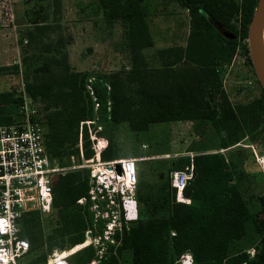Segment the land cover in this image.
I'll return each instance as SVG.
<instances>
[{
    "label": "trees",
    "instance_id": "16d2710c",
    "mask_svg": "<svg viewBox=\"0 0 264 264\" xmlns=\"http://www.w3.org/2000/svg\"><path fill=\"white\" fill-rule=\"evenodd\" d=\"M175 1L187 10L188 31L183 45L158 50L163 58L159 65H149L143 55V49L153 45V36L142 0H97L105 21L119 18L125 22L130 65L90 74L72 69L63 50L59 56L38 54L40 60L25 81L24 91L39 102L43 146L50 160L60 166L67 164L71 154H79L77 145L73 146L79 121L84 130L82 157L92 155L86 119L90 120L89 127L95 128V142L101 145L105 139L99 151L101 161L117 157L112 130L121 123L138 141L144 140L139 132H146L152 124L188 120L195 131L208 137L205 144L195 148L216 149L198 151L191 157L181 153L162 162L164 170L157 175L165 171L171 188L159 200L166 213L154 214L153 201L144 210L139 207L127 229L122 223L117 254L130 248L133 264H171L185 250L191 252L190 264H264V196L242 192L240 181L246 179V172L228 154L230 148H239L242 139L254 138L264 131V92L259 86L258 95L231 102L220 75L234 54L237 39L246 38L257 0ZM59 12L60 1L54 0L52 14L57 16ZM31 13L37 16L38 8L31 9ZM32 23L20 34L24 32L30 44L52 26L51 21ZM90 75L93 94L85 86ZM21 101V94L13 90L0 91V123L13 120ZM222 148L225 151H219ZM190 160L193 174L182 189L183 197L189 201H175L169 173L183 169ZM88 170L69 169L54 177L51 211L57 209L62 222L51 226L46 234L44 215L37 210L22 214L19 235L27 241L28 248L18 264H45L51 240L58 246L82 240L83 217L75 201L85 195ZM136 173L139 192L143 178L137 166ZM71 250L67 264H89L91 245ZM116 263L115 254L107 253L96 264Z\"/></svg>",
    "mask_w": 264,
    "mask_h": 264
},
{
    "label": "rangeland",
    "instance_id": "374dc122",
    "mask_svg": "<svg viewBox=\"0 0 264 264\" xmlns=\"http://www.w3.org/2000/svg\"><path fill=\"white\" fill-rule=\"evenodd\" d=\"M59 1L60 12L56 14L57 16H53L52 7L54 0H0L2 22L7 24V26L15 21L17 23L20 22L15 35L12 34V31L7 26L5 32H3L4 34L0 35V91L13 90L15 94L24 92L25 81L31 77L32 68L40 60L38 54H56L59 56V51L63 50L66 54V61L72 69L86 70L90 74L127 68L130 65L125 22L119 18L109 22L105 21L97 0ZM35 8H38L39 14L32 16L31 9ZM142 8L150 33L154 38L153 45L143 49V55L149 65H159L163 58L159 56L158 50L166 44L173 42L174 39H181L182 41L184 37L186 38L188 31L187 10L175 0H142ZM34 21H51L52 26L36 43L30 44L25 39V33L23 32L22 36L20 34L26 27L30 28ZM233 55L234 58H231L227 64L223 65V71L228 70L224 78V84L231 98L248 99L258 95L260 83L250 62L247 38L237 39ZM92 81V75H90L85 85L90 94H93ZM92 98L95 100V97ZM40 105L42 104L40 103ZM96 125L98 124H95L94 127ZM79 128L80 121L78 123L77 142L74 143V147H76L79 137L81 145L84 141V138H81V135H79ZM93 129L90 128L87 131L89 147ZM138 135L144 138V140L136 141L133 138L132 132L123 123L114 126L112 130V137L114 142H116L113 148L117 151V157L114 159L134 157L136 177V166L141 170L143 185L139 192L136 180L134 188L130 190L126 189L127 187L122 179L114 175L112 180L113 191L109 192L108 197L95 201L94 203L97 205L93 206L94 203L89 197H86L82 202L75 201L76 209L83 217V238L76 243L68 245L65 243L64 246L55 245L52 243L53 240H51L49 250L46 251L45 264L46 259L51 255H56L61 251H67L74 247L75 250H78L80 248L78 244L86 239L84 236L86 229L91 228L93 235L96 232L97 234L98 232H101L102 235L105 234L102 221H99V226H95V230L92 228V213L96 209L99 211L107 210L115 214V216L117 215V218L124 220L126 229L130 226L131 220L137 217L139 207L142 210L146 209L150 201L155 203L152 206L154 214H165L166 212L161 207L159 200H161L160 197L166 192V189L168 188L169 190L171 188H169L165 171H163L162 176L157 175L159 170H164L162 162L173 155L188 154L185 153L186 151H190L193 154L210 149L195 148L200 144H205L204 140L208 137L206 134L201 135L200 131H195L192 123L188 120L152 124L149 130L139 132ZM263 135L264 131H261L254 138L249 139L246 137L238 143L239 148L232 147L228 151V154L232 156L237 166L246 172V179L243 178L240 181V189L244 193L253 191L258 195L264 196V189L262 187L264 176L262 178L263 174L253 158V149L256 151L264 150ZM134 148L136 149L135 153L133 152ZM219 151L225 150L222 148ZM71 156L74 162L80 161V153L78 155L71 154L65 166L71 164ZM55 163L57 164V162ZM85 163L87 165L79 168L89 169L90 162ZM114 170L116 169L113 168ZM102 173L104 172L100 170L99 174L101 175ZM89 181L88 179V185ZM138 198H140V202ZM129 200H132L135 204V215L127 218L123 205L125 204L126 208ZM174 200L176 201L175 196ZM43 221L44 232L46 234L51 226L60 224L62 218L58 210L54 209L43 218ZM121 233V230L117 232V237H113L112 243L107 247V252L103 254H115L117 257L116 264H133L130 248L123 249L117 254L116 249L121 244ZM89 245L95 251L93 245ZM251 250L249 248V252ZM98 251L97 249L96 253ZM185 251L190 252L189 250ZM178 258L171 264H175ZM89 264H96L93 256L90 257Z\"/></svg>",
    "mask_w": 264,
    "mask_h": 264
},
{
    "label": "built area",
    "instance_id": "2783aa9c",
    "mask_svg": "<svg viewBox=\"0 0 264 264\" xmlns=\"http://www.w3.org/2000/svg\"><path fill=\"white\" fill-rule=\"evenodd\" d=\"M21 97L22 101L17 106L13 120L7 123H0V264H18L19 258L27 250V241L19 235L20 218L22 214L31 210H37L39 214L44 216L50 213L52 209V182L58 173H64L68 169L83 167L87 165L85 162H90L89 185L85 195L76 199L77 202H82L86 197H89L94 203L95 201H100L101 198L108 197L109 192L113 191L108 189L98 178L97 174L92 173L95 164L110 165L111 169L118 165L122 171L126 169L128 179L127 182L123 181L127 187L126 189L132 190L136 180L134 157H123L107 161L99 159V151L104 147L105 139L101 145L95 142L93 138L95 128L91 134L90 144L93 153L89 158L82 157L79 137L77 148L81 155L80 161L74 162L71 156L70 165L60 166L54 160H50L43 146V113L39 104L29 98L25 91H22ZM89 121L86 119L88 124L87 131L90 130ZM83 131L79 128V135ZM215 150L209 149L206 151ZM187 153L190 157L192 156V152L189 151ZM253 158L264 176V150L256 151L253 149ZM192 174L193 165L191 160L183 169L170 172L169 183L175 189L176 201H189L188 198L183 197L182 189L187 180L192 177ZM262 185L264 188V180ZM178 194L182 196L181 199L178 198ZM95 205L97 204L94 203L93 206ZM92 210L94 209L92 208ZM99 221L104 224L105 234L102 235L101 232L97 234L96 232L93 235L91 228H88L84 231L86 239L78 244L79 247L92 244L95 248L92 256L97 261L104 257L103 253L107 252L108 245L112 243L114 233L122 229L124 220L117 218V215L115 216V214L107 210L99 211L96 209L92 213V228L94 230L95 226H99ZM97 249L99 251L96 253ZM71 252L72 250L70 249L61 251L53 256L51 255L46 259V264H67L66 257ZM178 257L175 264L191 263L190 252H182Z\"/></svg>",
    "mask_w": 264,
    "mask_h": 264
},
{
    "label": "water",
    "instance_id": "95a60500",
    "mask_svg": "<svg viewBox=\"0 0 264 264\" xmlns=\"http://www.w3.org/2000/svg\"><path fill=\"white\" fill-rule=\"evenodd\" d=\"M264 16V0H257L247 27V45L250 62L264 92V51L259 46V31Z\"/></svg>",
    "mask_w": 264,
    "mask_h": 264
},
{
    "label": "bare ground",
    "instance_id": "6f19581e",
    "mask_svg": "<svg viewBox=\"0 0 264 264\" xmlns=\"http://www.w3.org/2000/svg\"><path fill=\"white\" fill-rule=\"evenodd\" d=\"M259 46H260V49L264 51V16L262 18L261 25H260ZM114 168L116 170L113 171V169L110 168V165L95 164L92 173L97 174L98 178L108 187V189H112L113 187L112 180L114 178V175H116V177H118L119 179H122L124 182H127V179H128L127 174H126V169L125 171L124 170L122 171L121 167L118 165H115ZM100 170L104 172L101 175L99 174ZM110 173L112 174L110 175ZM181 197L182 196L178 194V198L180 199ZM124 208H125V204H124ZM125 211L127 213L128 218L133 217L135 215V204L132 200H129V202L126 204ZM98 262L99 261L96 260V263Z\"/></svg>",
    "mask_w": 264,
    "mask_h": 264
},
{
    "label": "crops",
    "instance_id": "0c3cea01",
    "mask_svg": "<svg viewBox=\"0 0 264 264\" xmlns=\"http://www.w3.org/2000/svg\"><path fill=\"white\" fill-rule=\"evenodd\" d=\"M21 23H22V21H21ZM20 24V22L19 23H17L16 21L14 22V23H12L11 25H9V26H7V24H4L3 22H2V18H1V16H0V35H3L4 33L3 32H5V28H6V26L7 27H9V29L12 31V34L13 35H15L16 34V30H17V26ZM2 29V30H1ZM184 42H185V37H184V39L181 41V39H174L173 40V42H170L169 44H166L165 46H163V47H166V46H169V45H174V44H176V45H183L184 44ZM153 43H154V38H153ZM234 58V55L232 56V59ZM232 61V60H231ZM230 61V62H231ZM228 70H226L225 72L223 71V69L220 71V75H221V79H222V86H223V88H224V90H225V92L227 93V95H228V97H229V99L231 100V102H240V101H247V100H249V99H251L252 97H254V96H252L251 98H248V99H232L231 98V96H230V94L228 93V90H227V88L225 87V84H224V78H225V76L227 75V72ZM171 122H173V121H171ZM164 123V122H163ZM156 124V123H155ZM188 151H186L185 153H187ZM262 184H263V182H262ZM262 187H263V185H262ZM264 189V188H263Z\"/></svg>",
    "mask_w": 264,
    "mask_h": 264
}]
</instances>
